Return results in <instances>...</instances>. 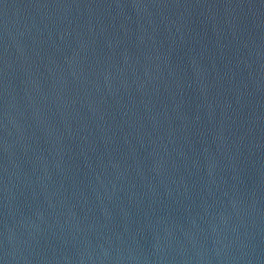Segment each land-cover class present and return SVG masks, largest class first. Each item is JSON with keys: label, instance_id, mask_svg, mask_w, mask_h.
Masks as SVG:
<instances>
[{"label": "water", "instance_id": "95a60500", "mask_svg": "<svg viewBox=\"0 0 264 264\" xmlns=\"http://www.w3.org/2000/svg\"><path fill=\"white\" fill-rule=\"evenodd\" d=\"M0 264H264V0H0Z\"/></svg>", "mask_w": 264, "mask_h": 264}]
</instances>
